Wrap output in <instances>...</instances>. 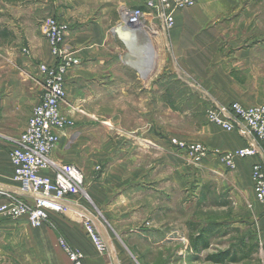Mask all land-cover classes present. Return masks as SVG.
Segmentation results:
<instances>
[{
    "label": "crops",
    "instance_id": "obj_1",
    "mask_svg": "<svg viewBox=\"0 0 264 264\" xmlns=\"http://www.w3.org/2000/svg\"><path fill=\"white\" fill-rule=\"evenodd\" d=\"M147 1L137 6L126 0L0 1L5 12H14L9 22L0 20V182L7 190L0 192V203L12 194L27 199L21 185H12L10 153L43 92L38 65L56 62L40 27L46 16L67 25L63 47L79 60L65 75L67 97L61 104L75 125L61 131L50 157L79 166L87 193L73 198L74 213L51 211L40 227L25 217L0 219L2 264H70L60 237L83 252L84 264H144L137 254L143 252L140 239L165 237L173 224L167 211L175 202L181 206L190 185H184L182 149L167 150V88L160 81L152 84L155 71L127 64L129 51L116 28L123 9L146 8ZM174 21L170 28L149 24L154 43L150 33L141 37L152 42L158 60L179 63L222 105L264 103V0H197L175 11ZM189 118L187 127L180 120L170 134L208 147L201 174L191 175L195 195L206 180L241 207L243 220L264 224L252 181L259 157L240 159L234 169L221 157L249 140L193 120V114ZM250 203L253 210L247 208ZM81 215L92 219L104 251L86 232Z\"/></svg>",
    "mask_w": 264,
    "mask_h": 264
},
{
    "label": "built area",
    "instance_id": "obj_2",
    "mask_svg": "<svg viewBox=\"0 0 264 264\" xmlns=\"http://www.w3.org/2000/svg\"><path fill=\"white\" fill-rule=\"evenodd\" d=\"M197 0H148L146 8L132 7L121 11L117 30L134 31L140 37L151 32L149 24L160 23L170 28L174 24V12L194 5ZM43 34L56 58L54 64L40 63L43 75V92L38 105L27 122L25 130L17 140V146L10 153L14 169V180L27 196L11 197L0 204V219L18 220L27 218L30 225L40 227L49 219L51 211L74 213L71 203L74 197L85 193V173L72 163L58 164L51 159V153L60 141V133L73 127L75 121L65 115L61 108L67 97L66 73L79 64L63 47L67 25L55 17H48L42 24ZM125 43V42H124ZM126 45V44H125ZM25 52L29 54L27 48ZM0 101V118L2 116ZM207 120L228 132L237 131L249 140L247 146L221 153L222 161L234 169L240 159L257 156L252 167V181L255 200L264 212V103L244 106L239 102L229 105H211L206 110ZM178 144L187 147L195 159L207 152L200 142ZM50 171V172H49ZM74 202V201H73ZM250 206L253 207L252 203ZM84 228L100 251L105 244L97 233L91 218L83 215ZM59 246L67 253L70 264H84V254L72 247L65 238L58 239Z\"/></svg>",
    "mask_w": 264,
    "mask_h": 264
},
{
    "label": "rangeland",
    "instance_id": "obj_3",
    "mask_svg": "<svg viewBox=\"0 0 264 264\" xmlns=\"http://www.w3.org/2000/svg\"><path fill=\"white\" fill-rule=\"evenodd\" d=\"M143 1L126 0L129 6H137ZM10 13L9 11L5 12L3 5L0 4L1 21L6 19L9 22L12 20L14 12ZM48 17L51 16L43 17L40 22L41 30L43 22ZM150 38L154 43L152 33H150ZM154 71L155 77L152 78V84L160 81L167 88V110L165 113L167 150L168 153L174 151L172 148L176 146L182 149L184 185L190 186L184 192L181 206L179 202H175L167 211V218L172 220L173 224L167 226L168 230L165 237L151 235V237L140 239L143 252L137 253L138 257L144 258V264H264V224L259 223V219H255L253 222L243 220L240 216L241 207L236 206L232 198L219 193L215 189V185H209L206 180H202L203 185H199L200 189L195 195L197 186L194 185L195 181L191 180V175L192 173L195 176L201 174L202 163L207 156L208 147L206 146L207 152L203 157L195 159L194 154H191L187 147L178 144L179 141L186 144L194 142L180 140L170 134V131L180 120H183L185 128V125L190 122L189 117L192 114L193 120L196 118L199 119V122L212 124L207 120L206 110L211 105L222 104L208 92L204 83L187 74L179 63L162 62L157 59ZM1 98L2 95L0 94V100ZM191 105H193V110L190 109ZM130 113L133 112L130 111ZM132 115L131 122L134 121ZM212 125L223 130L217 125ZM153 130L157 131V127L154 125H152ZM200 143L206 145L203 142ZM101 169V166L98 167V170ZM2 185L4 183L0 182V192L7 191ZM12 185L20 184L12 181ZM20 188L22 190L21 186ZM84 194L87 196L86 190ZM13 196L15 198L18 196L19 199L23 197L17 194H12L11 197ZM8 200L10 199L8 198L2 203ZM247 208L253 210L250 205ZM202 231L204 232L202 233ZM201 233L202 238L198 242L197 237ZM3 239L6 240V237ZM203 239H209V247H204ZM0 240L2 241V239ZM221 252L228 253L224 262L216 263L208 259L210 255ZM3 262L0 261V264Z\"/></svg>",
    "mask_w": 264,
    "mask_h": 264
},
{
    "label": "bare ground",
    "instance_id": "obj_4",
    "mask_svg": "<svg viewBox=\"0 0 264 264\" xmlns=\"http://www.w3.org/2000/svg\"><path fill=\"white\" fill-rule=\"evenodd\" d=\"M118 31L129 51V55L126 57L127 64L135 70L152 73L157 60L152 42L148 39L142 41L138 34L133 30L129 33L127 28ZM147 38H149V36H147Z\"/></svg>",
    "mask_w": 264,
    "mask_h": 264
},
{
    "label": "trees",
    "instance_id": "obj_5",
    "mask_svg": "<svg viewBox=\"0 0 264 264\" xmlns=\"http://www.w3.org/2000/svg\"><path fill=\"white\" fill-rule=\"evenodd\" d=\"M4 2L8 3V4H22L25 2V0H3ZM5 35L8 36L9 35V32L8 31H5ZM204 231H202L203 233ZM202 233L199 234V236L197 237V241L200 242L201 240V236H202ZM198 242L196 243V245L198 244ZM203 245L204 247H209V239H203ZM228 253L227 252H221V253H217V254H213V255H210L208 257L209 260L213 261V262H216V263H222L225 261L226 257H227ZM234 260V259H233Z\"/></svg>",
    "mask_w": 264,
    "mask_h": 264
}]
</instances>
